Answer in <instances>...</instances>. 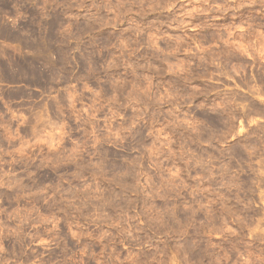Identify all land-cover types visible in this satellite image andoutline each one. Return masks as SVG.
I'll return each instance as SVG.
<instances>
[{
  "label": "clouds",
  "instance_id": "1",
  "mask_svg": "<svg viewBox=\"0 0 264 264\" xmlns=\"http://www.w3.org/2000/svg\"><path fill=\"white\" fill-rule=\"evenodd\" d=\"M0 264H264V0H0Z\"/></svg>",
  "mask_w": 264,
  "mask_h": 264
}]
</instances>
